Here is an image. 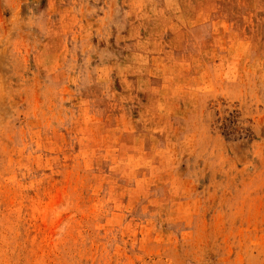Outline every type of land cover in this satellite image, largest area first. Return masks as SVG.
Wrapping results in <instances>:
<instances>
[{
  "label": "rangeland",
  "instance_id": "rangeland-1",
  "mask_svg": "<svg viewBox=\"0 0 264 264\" xmlns=\"http://www.w3.org/2000/svg\"><path fill=\"white\" fill-rule=\"evenodd\" d=\"M0 264H264V0H0Z\"/></svg>",
  "mask_w": 264,
  "mask_h": 264
}]
</instances>
